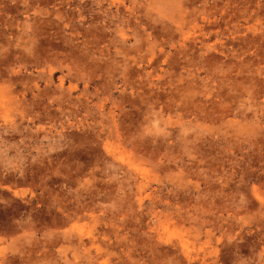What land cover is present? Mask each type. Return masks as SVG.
<instances>
[{
  "label": "rangeland",
  "instance_id": "obj_1",
  "mask_svg": "<svg viewBox=\"0 0 264 264\" xmlns=\"http://www.w3.org/2000/svg\"><path fill=\"white\" fill-rule=\"evenodd\" d=\"M0 264H264V0H0Z\"/></svg>",
  "mask_w": 264,
  "mask_h": 264
}]
</instances>
